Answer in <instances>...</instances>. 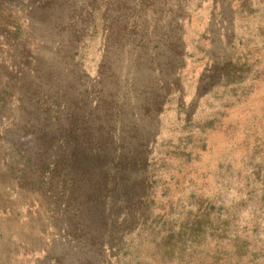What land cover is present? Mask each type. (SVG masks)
Wrapping results in <instances>:
<instances>
[{
    "label": "rangeland",
    "instance_id": "rangeland-1",
    "mask_svg": "<svg viewBox=\"0 0 264 264\" xmlns=\"http://www.w3.org/2000/svg\"><path fill=\"white\" fill-rule=\"evenodd\" d=\"M0 264H264V0H0Z\"/></svg>",
    "mask_w": 264,
    "mask_h": 264
},
{
    "label": "trees",
    "instance_id": "trees-1",
    "mask_svg": "<svg viewBox=\"0 0 264 264\" xmlns=\"http://www.w3.org/2000/svg\"><path fill=\"white\" fill-rule=\"evenodd\" d=\"M159 1H160V0H159ZM183 7H184V5H183ZM82 69H84V68H82ZM157 75H158V74H157ZM157 77H159V76H157ZM127 84H128V86H129L130 88L133 87L132 82H129V81H128ZM180 85H181V84H180ZM128 92H129V90H128ZM179 93H180L181 98L184 97V95H185V88H184L182 85L180 86ZM197 96H198V92H197V90H196V92H195V94H194V96H193V98H192V101H195ZM178 108H179V107H178ZM182 109H184V108H179V109H178V111H179L178 114H181V112L183 111Z\"/></svg>",
    "mask_w": 264,
    "mask_h": 264
}]
</instances>
